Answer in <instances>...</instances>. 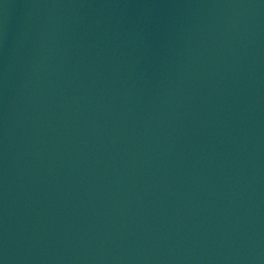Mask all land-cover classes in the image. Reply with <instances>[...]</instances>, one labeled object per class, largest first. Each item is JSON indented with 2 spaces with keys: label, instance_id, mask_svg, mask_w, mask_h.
<instances>
[{
  "label": "water",
  "instance_id": "95a60500",
  "mask_svg": "<svg viewBox=\"0 0 264 264\" xmlns=\"http://www.w3.org/2000/svg\"><path fill=\"white\" fill-rule=\"evenodd\" d=\"M0 264H264V0H0Z\"/></svg>",
  "mask_w": 264,
  "mask_h": 264
}]
</instances>
